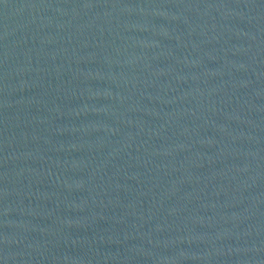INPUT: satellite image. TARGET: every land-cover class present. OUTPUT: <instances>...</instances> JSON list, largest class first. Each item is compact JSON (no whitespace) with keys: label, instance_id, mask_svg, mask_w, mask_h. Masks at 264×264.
I'll use <instances>...</instances> for the list:
<instances>
[{"label":"water","instance_id":"obj_1","mask_svg":"<svg viewBox=\"0 0 264 264\" xmlns=\"http://www.w3.org/2000/svg\"><path fill=\"white\" fill-rule=\"evenodd\" d=\"M0 264H264V0H0Z\"/></svg>","mask_w":264,"mask_h":264}]
</instances>
